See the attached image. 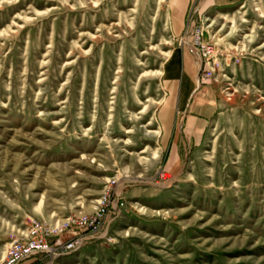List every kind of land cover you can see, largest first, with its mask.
<instances>
[{
	"label": "rangeland",
	"instance_id": "374dc122",
	"mask_svg": "<svg viewBox=\"0 0 264 264\" xmlns=\"http://www.w3.org/2000/svg\"><path fill=\"white\" fill-rule=\"evenodd\" d=\"M194 15L238 62L206 85L202 145L171 174L167 0H0V259L30 220L93 219L109 189L96 237L21 264H264V0Z\"/></svg>",
	"mask_w": 264,
	"mask_h": 264
},
{
	"label": "built area",
	"instance_id": "2783aa9c",
	"mask_svg": "<svg viewBox=\"0 0 264 264\" xmlns=\"http://www.w3.org/2000/svg\"><path fill=\"white\" fill-rule=\"evenodd\" d=\"M192 19L193 11L189 15V23L192 22ZM203 34L204 27L195 23L183 33L180 43L192 49L200 61L197 86L188 103L186 114L203 119L206 122L205 127H207L212 115L209 104L212 103L204 100V89L209 82L215 81L217 74L222 71V60L226 61L230 58L236 63L238 59L231 54L228 55L229 52H220L214 44L204 40ZM182 133L181 145L185 153L184 158H187L188 154L197 148L198 143H201L203 135L201 133L186 134L184 129ZM112 200L109 189H106L104 203L99 208L98 217L79 220L69 215V226H65L64 229H57L55 223L46 224L38 220H30L25 232L9 243V252L4 253L0 264H21L30 258L39 256L48 257L51 260L56 256H64L73 249H80L87 239L96 237L104 227L107 214L112 207ZM68 232L72 235L65 240H60L61 236Z\"/></svg>",
	"mask_w": 264,
	"mask_h": 264
},
{
	"label": "crops",
	"instance_id": "0c3cea01",
	"mask_svg": "<svg viewBox=\"0 0 264 264\" xmlns=\"http://www.w3.org/2000/svg\"><path fill=\"white\" fill-rule=\"evenodd\" d=\"M241 0H167L168 15L173 37L177 40L169 52L161 77V88L164 98L158 108V130L163 136L165 152L164 172L173 173L185 157L181 145L182 131L186 134L206 132V122L196 116L186 114L188 103L197 86L200 67L198 56L189 47L180 43V37L195 22L189 23V15L195 13V19L214 11L227 10L235 7ZM203 38L207 40L206 36ZM183 128V129H182ZM198 143V147L202 145ZM195 150V149H194ZM193 151V150H192ZM191 151V152H192ZM191 152L188 154L190 155ZM77 204V203H76ZM50 219L54 218L52 212ZM67 216V215H66ZM71 233H65L60 240H65Z\"/></svg>",
	"mask_w": 264,
	"mask_h": 264
},
{
	"label": "bare ground",
	"instance_id": "6f19581e",
	"mask_svg": "<svg viewBox=\"0 0 264 264\" xmlns=\"http://www.w3.org/2000/svg\"><path fill=\"white\" fill-rule=\"evenodd\" d=\"M103 202H104V198L103 199H100V201H99V203H97V206H96V208L98 207V208H100V206L103 204ZM95 208V211H97V209ZM96 216L95 217H98V215H99V212L97 211L96 213ZM69 226V225H68ZM75 249H73V251H74ZM72 252V251H71ZM71 252H69V253H71ZM66 255V254H65Z\"/></svg>",
	"mask_w": 264,
	"mask_h": 264
},
{
	"label": "trees",
	"instance_id": "16d2710c",
	"mask_svg": "<svg viewBox=\"0 0 264 264\" xmlns=\"http://www.w3.org/2000/svg\"><path fill=\"white\" fill-rule=\"evenodd\" d=\"M35 264H39L38 262H36Z\"/></svg>",
	"mask_w": 264,
	"mask_h": 264
}]
</instances>
